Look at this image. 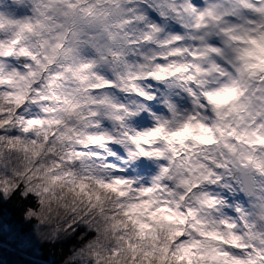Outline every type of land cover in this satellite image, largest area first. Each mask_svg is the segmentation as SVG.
Wrapping results in <instances>:
<instances>
[{
    "label": "snow or ice",
    "instance_id": "snow-or-ice-1",
    "mask_svg": "<svg viewBox=\"0 0 264 264\" xmlns=\"http://www.w3.org/2000/svg\"><path fill=\"white\" fill-rule=\"evenodd\" d=\"M0 264H264V0H0Z\"/></svg>",
    "mask_w": 264,
    "mask_h": 264
}]
</instances>
